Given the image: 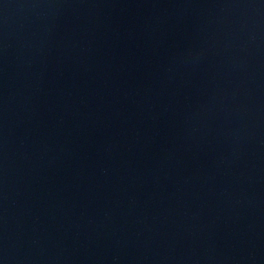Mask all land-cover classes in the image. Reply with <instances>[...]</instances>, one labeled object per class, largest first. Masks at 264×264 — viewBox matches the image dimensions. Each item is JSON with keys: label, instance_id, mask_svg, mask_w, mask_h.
<instances>
[{"label": "water", "instance_id": "water-1", "mask_svg": "<svg viewBox=\"0 0 264 264\" xmlns=\"http://www.w3.org/2000/svg\"><path fill=\"white\" fill-rule=\"evenodd\" d=\"M0 264H264V0H0Z\"/></svg>", "mask_w": 264, "mask_h": 264}]
</instances>
